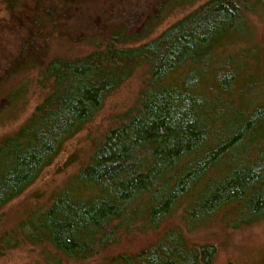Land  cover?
Masks as SVG:
<instances>
[{
    "label": "trees",
    "instance_id": "1",
    "mask_svg": "<svg viewBox=\"0 0 264 264\" xmlns=\"http://www.w3.org/2000/svg\"><path fill=\"white\" fill-rule=\"evenodd\" d=\"M1 1L26 12L28 38L0 79V126L24 108L28 73L37 71L46 93L0 139V210L140 70L143 82L135 105L102 136L90 161L47 209L0 237V252L47 244L60 257L85 261L122 234L156 231L177 214L191 230L217 215L230 229L264 220V36L256 40L249 21L264 17V0H208L154 37L192 0H150L135 27L121 23L72 40L61 18L78 0ZM68 41L87 52L49 55L51 45ZM216 255L213 244L190 246L176 227L108 264H213Z\"/></svg>",
    "mask_w": 264,
    "mask_h": 264
},
{
    "label": "rangeland",
    "instance_id": "2",
    "mask_svg": "<svg viewBox=\"0 0 264 264\" xmlns=\"http://www.w3.org/2000/svg\"><path fill=\"white\" fill-rule=\"evenodd\" d=\"M206 1L208 0H192L189 5L178 9L155 30L152 37ZM40 2L52 5L59 1ZM149 2L150 0H78L75 8L63 13L61 24L71 40L83 34L107 32L121 23L135 27L147 11ZM25 15L24 11L13 12L7 9L0 0V79L17 60L28 38V21ZM249 21L254 28L256 40L259 41L264 36V17L252 15L249 16ZM87 50L88 47L80 43L68 41L51 45L49 55L71 57L82 55ZM25 77L28 90L24 108L15 120L0 126V139L13 133L46 93L45 89L37 85V71L28 73ZM142 82L143 72L140 70L108 97L103 109L91 123L65 143L60 154L36 182L0 210V237L16 228L29 215L50 206L55 195L66 188L79 170L90 161L93 149L102 136L135 105ZM176 227L183 231L190 246L213 244L217 249L213 264H264V220L249 227L230 229L222 223L221 215H217L206 224L191 230L182 223L180 214L165 221L156 231L134 230L122 234L114 246L89 260L74 261L60 257L47 244L32 246L22 243L17 248L0 252V264H108L118 256H132L152 246L166 231Z\"/></svg>",
    "mask_w": 264,
    "mask_h": 264
}]
</instances>
